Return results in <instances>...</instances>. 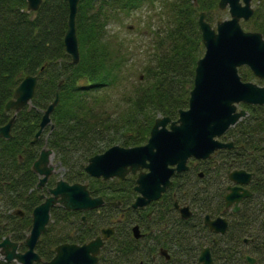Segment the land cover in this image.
Masks as SVG:
<instances>
[{
  "label": "trees",
  "instance_id": "16d2710c",
  "mask_svg": "<svg viewBox=\"0 0 264 264\" xmlns=\"http://www.w3.org/2000/svg\"><path fill=\"white\" fill-rule=\"evenodd\" d=\"M150 1L79 0V61L74 64L63 43L67 0H42L35 12L27 11L26 0H0V126L13 114L4 106L15 87L26 75L38 78L30 104L16 114L10 137H0L1 206L37 203L35 193L29 192L38 179L31 165L44 145L53 150L65 180L89 181L94 194L108 199L109 184L85 173L88 158L114 144H144L158 115L175 119L180 109L187 108L195 64L204 51L198 16L204 11L206 20L212 22L211 11L218 0H162V22L151 33L152 55L135 67L130 63L128 43L110 37L107 13L110 8L132 11ZM244 25L264 35V2L254 6ZM56 95L58 102L50 114L53 127L32 142L44 110ZM133 184L122 185L127 200L123 206H129L135 195ZM118 212L107 202L88 212L87 225L77 212L52 216L56 224L64 222V229L67 222L75 224L78 231H66L65 240L83 243ZM131 217L117 223L98 264H154L153 239L132 238Z\"/></svg>",
  "mask_w": 264,
  "mask_h": 264
},
{
  "label": "flooded vegetation",
  "instance_id": "af4514ba",
  "mask_svg": "<svg viewBox=\"0 0 264 264\" xmlns=\"http://www.w3.org/2000/svg\"><path fill=\"white\" fill-rule=\"evenodd\" d=\"M238 73L243 83L264 88V76H256L246 65L239 67ZM237 109L245 111V115L216 138L221 146L206 157L190 156L184 169L172 171L161 195L142 207L131 206L138 196L135 190L130 205L123 206L127 200L122 185L126 187L134 181V189L138 172L126 174L123 179L114 176L102 180L89 176L109 184L108 199L100 193L94 194L89 181L69 182L63 178L69 184L86 185L91 196H101L103 205L108 202L119 210L85 242L98 237L102 227H111L108 237L100 236L101 253L116 232L117 223L132 216L128 224L130 235L142 242L153 239L154 264H264V103L240 102ZM168 167L176 168V165ZM140 170L148 171L147 168ZM50 179L40 187L37 180L29 190L35 193L37 203L0 205V264H51L58 245L85 243L65 240L66 231L71 234L78 231L75 224L67 222L68 228L64 229V222L56 224L52 215L77 212L80 221L87 225L86 215L90 210H68L60 202H54L49 207L46 228L30 250L27 239L32 230L33 210L54 196L50 189L59 180ZM49 229H53L51 236Z\"/></svg>",
  "mask_w": 264,
  "mask_h": 264
},
{
  "label": "water",
  "instance_id": "95a60500",
  "mask_svg": "<svg viewBox=\"0 0 264 264\" xmlns=\"http://www.w3.org/2000/svg\"><path fill=\"white\" fill-rule=\"evenodd\" d=\"M26 1L28 10L36 11L42 0ZM67 1L69 14L63 38L64 51L76 64L79 61L76 33L79 0ZM251 1L219 0V9L227 8L229 18L217 21L215 28L204 19V13H200L198 23L205 52L196 62L188 108L180 109L176 120L169 117L156 118L146 144L133 147L113 145L90 157L85 166L87 173L103 179L114 176L123 178L130 172L147 168L148 172L138 173L135 186L139 196L133 206L142 207L161 195L170 182L172 171L184 169L190 156L206 157L221 146L216 138L245 115V111H236L238 103H264V88L243 83L237 73V67L248 65L256 76H264V38L259 32L245 31L240 23L252 16ZM36 85L37 76H25L14 89L12 98L5 103V109L17 113L26 107L34 95ZM57 102L56 95L44 111L32 142L37 140L50 123V113ZM14 119L15 114L5 125L0 126V137H10ZM52 155V150L44 147L32 164V170L39 175L37 187L42 186L54 171ZM169 165H176V168H169ZM50 192L54 196L47 198L33 210L32 230L27 239L30 250L44 231L49 221V207L54 202H60L69 210L93 209L103 203L101 197L89 195L86 185L69 184L62 179L56 182ZM58 196L60 199L56 200ZM101 232L103 238H106L112 233V228L102 229ZM102 245L101 237L82 245H58L51 264H96V255Z\"/></svg>",
  "mask_w": 264,
  "mask_h": 264
},
{
  "label": "rangeland",
  "instance_id": "374dc122",
  "mask_svg": "<svg viewBox=\"0 0 264 264\" xmlns=\"http://www.w3.org/2000/svg\"><path fill=\"white\" fill-rule=\"evenodd\" d=\"M161 4L162 0H153L132 11L123 12L115 8L108 9L107 31L111 38L123 39L128 43L130 63L135 67L145 64L152 55L154 49L151 33L155 28L160 27L162 22L159 17V12L162 10ZM257 4V0L252 1L253 7ZM211 15L214 19L212 24L218 19L229 17L227 9L220 10L218 7L211 11ZM241 25L244 29H248L243 22ZM54 162L56 163V161ZM61 173L62 168L57 166L56 178L61 177Z\"/></svg>",
  "mask_w": 264,
  "mask_h": 264
},
{
  "label": "bare ground",
  "instance_id": "6f19581e",
  "mask_svg": "<svg viewBox=\"0 0 264 264\" xmlns=\"http://www.w3.org/2000/svg\"><path fill=\"white\" fill-rule=\"evenodd\" d=\"M47 107H48V106H47ZM8 121H9V120H8ZM13 122H14V121H13ZM12 124H13V123H12ZM11 126H12V125H11ZM47 128H48V126H46V127L44 128V130L47 129Z\"/></svg>",
  "mask_w": 264,
  "mask_h": 264
}]
</instances>
